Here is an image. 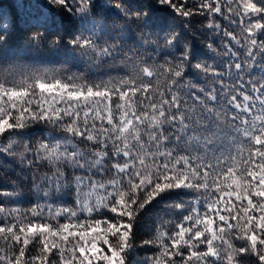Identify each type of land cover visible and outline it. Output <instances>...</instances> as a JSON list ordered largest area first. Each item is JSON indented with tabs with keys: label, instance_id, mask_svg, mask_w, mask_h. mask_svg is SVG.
Listing matches in <instances>:
<instances>
[{
	"label": "snow or ice",
	"instance_id": "snow-or-ice-1",
	"mask_svg": "<svg viewBox=\"0 0 264 264\" xmlns=\"http://www.w3.org/2000/svg\"><path fill=\"white\" fill-rule=\"evenodd\" d=\"M0 264H264V0H0Z\"/></svg>",
	"mask_w": 264,
	"mask_h": 264
},
{
	"label": "trees",
	"instance_id": "trees-1",
	"mask_svg": "<svg viewBox=\"0 0 264 264\" xmlns=\"http://www.w3.org/2000/svg\"><path fill=\"white\" fill-rule=\"evenodd\" d=\"M10 0H4V3H9ZM62 58L60 57H52L50 55H45L42 57H37L35 59L29 60L28 63L32 64L38 68H52V67H59ZM69 72H77L83 71L84 65L82 63H70L68 65ZM143 254V252H141Z\"/></svg>",
	"mask_w": 264,
	"mask_h": 264
}]
</instances>
